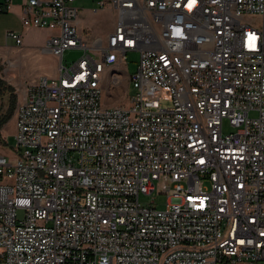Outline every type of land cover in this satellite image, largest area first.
Segmentation results:
<instances>
[{
	"label": "built area",
	"instance_id": "1",
	"mask_svg": "<svg viewBox=\"0 0 264 264\" xmlns=\"http://www.w3.org/2000/svg\"><path fill=\"white\" fill-rule=\"evenodd\" d=\"M75 1L23 4L59 74L28 85L19 158L0 155V264H264V0H102L117 18L95 37ZM131 50L137 93L106 107ZM157 192L164 208L141 202Z\"/></svg>",
	"mask_w": 264,
	"mask_h": 264
},
{
	"label": "rangeland",
	"instance_id": "2",
	"mask_svg": "<svg viewBox=\"0 0 264 264\" xmlns=\"http://www.w3.org/2000/svg\"><path fill=\"white\" fill-rule=\"evenodd\" d=\"M102 0H76L75 4L81 9L82 15L86 16L85 25L83 31L90 36L105 35L112 28L116 21L117 13L112 6L102 8L100 2ZM95 9H99L94 12ZM250 20L254 25L262 27L263 21L260 17H250ZM82 55V51L79 49H68L64 53V62L66 66L71 67L72 63L76 61ZM16 53H12L11 57H16ZM141 52L140 50H131L128 52L124 65L122 67L123 79L121 84L113 87L110 83L109 77L106 75L104 82V95L103 103L106 107L113 106H129L130 99L135 96L137 89L129 81V76L134 77L140 62ZM56 65L50 61L48 56L43 55L38 59H32L28 56L26 59L20 61L18 65H14L8 59H0V79L4 83V86L0 90V127L3 126L9 119L8 113L16 110L18 103L21 100L22 92L25 89L26 83L21 86L15 85V79L26 80L29 84L36 83L40 76L48 78H55L58 76L59 59ZM119 66H113L110 68L114 70ZM116 71H119L116 70ZM109 73V72H108ZM38 79V80H37ZM37 80V81H36ZM35 81V82H34ZM14 87V90L11 87ZM145 90L149 92V95L154 98H160L161 104L164 107H169L172 104V96L167 88L158 86H146ZM251 117H257V112H251ZM224 130L226 133L235 132V129L231 126L228 120H224ZM140 200L145 205H150L154 201L155 206L158 208H164L167 197L164 194L154 193L151 195L142 194Z\"/></svg>",
	"mask_w": 264,
	"mask_h": 264
},
{
	"label": "crops",
	"instance_id": "3",
	"mask_svg": "<svg viewBox=\"0 0 264 264\" xmlns=\"http://www.w3.org/2000/svg\"><path fill=\"white\" fill-rule=\"evenodd\" d=\"M26 0H12L8 11L0 13V59H8L14 65H18L21 60L26 59L28 56L32 59H38L43 55L48 56L50 61L56 65L58 57L53 53H43L41 47L45 45L47 40L56 33L51 29H37L27 28L22 24V8ZM5 0H0V4H3ZM95 9L94 12H96ZM86 16L82 15L80 20V27L82 30L85 25ZM113 24V28L115 27ZM113 28L111 30H113ZM110 30V31H111ZM8 31H16L23 35V45H16L15 42L7 37ZM109 31V32H110ZM102 36V35H95ZM94 36V37H95ZM12 53H16V57L12 58ZM60 62V59H59ZM123 67V66H121ZM59 74V71H58ZM42 76H40L41 78ZM1 78V77H0ZM3 80V79H2ZM38 80V79H37ZM36 80V81H37ZM35 82V81H34ZM26 83L25 89L22 92L21 100L18 103L15 112L10 111L8 113L9 119L0 127V155L7 158L9 161H16L19 158L20 151L17 148L16 134H17V119L16 111L18 106L23 103L26 95V89L28 87L27 79L21 80L15 79V85L20 84L23 86ZM10 86V85H9ZM12 90L14 87L10 86Z\"/></svg>",
	"mask_w": 264,
	"mask_h": 264
},
{
	"label": "trees",
	"instance_id": "4",
	"mask_svg": "<svg viewBox=\"0 0 264 264\" xmlns=\"http://www.w3.org/2000/svg\"><path fill=\"white\" fill-rule=\"evenodd\" d=\"M3 86H4V83H3L2 80L0 79V90L2 89Z\"/></svg>",
	"mask_w": 264,
	"mask_h": 264
}]
</instances>
